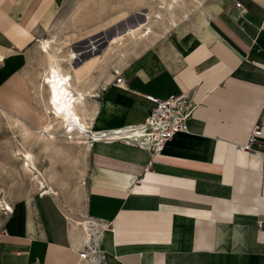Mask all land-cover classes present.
<instances>
[{
    "label": "crops",
    "instance_id": "0c3cea01",
    "mask_svg": "<svg viewBox=\"0 0 264 264\" xmlns=\"http://www.w3.org/2000/svg\"><path fill=\"white\" fill-rule=\"evenodd\" d=\"M71 1L0 0V110L35 130L50 122L46 93L34 89L35 48L60 22L57 38L74 28L87 5L60 20ZM206 1L194 29L171 30L89 84L90 135L141 124L146 95L178 93L196 106L188 132L154 155L91 139L80 166L56 163L68 174L53 175L50 192L0 214V264H78L81 255L88 264H264V159L241 150L255 127L264 142V0ZM77 220L92 222L90 246Z\"/></svg>",
    "mask_w": 264,
    "mask_h": 264
},
{
    "label": "bare ground",
    "instance_id": "6f19581e",
    "mask_svg": "<svg viewBox=\"0 0 264 264\" xmlns=\"http://www.w3.org/2000/svg\"><path fill=\"white\" fill-rule=\"evenodd\" d=\"M92 1L75 0V7L69 16L71 18L74 17L83 6L90 4ZM103 1L106 2V6H101L99 18L104 17L106 9L112 11V14L108 16V19H103V24L101 23L99 26L101 28L107 29L116 26L117 22L127 18L138 7H142L140 9L142 12H138L142 16V20L134 23V25H127L124 29L114 34L107 41V45L102 49L101 54L93 55V57L82 61V68H77L75 65L76 60L80 59L79 55L81 52H76L70 44H67L70 39L60 40V37L57 38V33L67 27L64 22H60L59 26L54 31H51L46 38L38 41L35 52L37 53L40 70L33 82L34 89L38 91L37 93L40 96H43L42 93H46L43 107L44 114L50 117V122L44 126V129L35 130L27 127L20 120L0 110L1 115H8L11 118L12 125H15L20 130L21 135V140L17 139L16 136L14 137L15 147L13 154L15 160L19 162V168L16 169L18 172L13 169L12 178L15 175L17 178L15 172L19 173L20 176L23 175L27 178L32 189L33 187L37 190L47 189L50 192L48 182L56 176V173L54 174L52 171L38 168L37 161L39 158L37 156V160L34 149H43L49 161V166L52 168L61 160L63 162L69 160L67 162L76 164L77 157L80 156L81 160L85 157L91 139L92 141L102 140L99 135L94 133L90 135L87 127V118L91 119L96 108L95 102L91 100L95 92H90L91 87H89L93 83L92 79L95 78V76L93 77L94 73H103L110 67V64L114 63L116 66H112L117 70L119 68L117 66H124L130 58L153 46L156 39L171 30H175L179 34L186 33L189 29L195 27L197 20L201 21L203 18L200 8L204 0ZM99 27L93 30V34L98 33ZM196 31L198 32V30ZM136 46L139 47L137 51ZM91 50H97L94 44H91L90 49L86 50V52ZM49 166L48 168L51 170ZM52 169L54 170V168ZM16 178L14 179L15 181L17 180ZM17 182L18 180L15 183ZM19 184H21L20 181ZM6 193L9 196L8 191ZM29 193L31 192L29 191ZM5 194L4 197L7 195ZM4 197L0 195V211L10 212L12 211V204L10 205L9 200L7 201V198L5 199ZM70 223L78 226L81 233V242L90 246L93 239L92 233L95 232L92 222L77 220ZM87 252L90 254L91 251Z\"/></svg>",
    "mask_w": 264,
    "mask_h": 264
},
{
    "label": "rangeland",
    "instance_id": "374dc122",
    "mask_svg": "<svg viewBox=\"0 0 264 264\" xmlns=\"http://www.w3.org/2000/svg\"><path fill=\"white\" fill-rule=\"evenodd\" d=\"M112 1L113 0H111V2ZM74 4H75V0H72L71 3L66 7V9L62 10L61 15L59 17L60 20H63L65 18L67 19V17L70 14ZM101 6L102 5L98 2V0H93L89 5H87L83 10H81L78 17L76 16L77 18H76V21L74 24V28H69V29L67 28V30H66L67 32H64L60 36V40H67V37H70L73 34V37L70 39V41L67 44H70L76 52H81V54L79 55L80 59L76 60L75 65H79L85 59L93 57V55L101 54V51L107 45V41L109 40V38H111L118 31H121L122 29H124L127 25H131V24L134 25V23H137V22L142 20V16L140 15V13H138V12H142V11L140 9H138V10H135L134 12H131L127 16V18H125L124 20L117 22L116 26H113V27H110L107 29L101 28L99 26L101 25V23L103 24V19H105V18L108 19V16L112 14V11H108L106 9V11L104 13V17L99 18V11H100ZM103 6H106V2H104ZM86 20L88 22H86ZM86 25L88 26L87 28L85 27ZM188 26H189V24H188ZM97 27H99V29H100V30L98 29L99 33L93 34V30ZM91 44H94L96 46L97 50L96 51L91 50L90 52H86V50L90 49ZM138 49H139V47L136 48V51ZM33 66L36 67L35 71H37L38 67H37V64L35 61L33 63ZM8 115L4 116V115L0 114V190H1L0 195H1V197H4V194L8 191L9 196L6 193L7 195L5 194L6 196L4 198L5 199L7 198L6 200L7 201L9 200L8 202H11L13 200L18 199L17 197L21 198L24 195L26 196L27 194H30L29 191L32 193V191L37 190V189H35L34 187L32 189V186L30 185V183H28L27 178L24 177L23 175L20 176V174L17 173L18 171L16 169L19 168V164H18L19 162H18V160L17 161L15 160L14 154H13V149L15 147L14 137L16 136L17 139L21 140V135H20V130L18 128H16L15 125H12V120ZM34 153L36 155V158H37V156L39 158V160L37 158L38 167L42 168V170L46 169V171H50L48 168V166H49L48 162L49 161L46 158V155L44 154L43 149H41V150L40 149L39 150L34 149ZM77 158H78L77 162H78V160H79V162L78 163L76 162V164L78 166H80L81 162H83V160H81L80 156ZM67 161H69V160H66L65 162H67ZM58 163L61 164V166H59V168L64 169V168L69 167V166L63 165L64 162L62 160ZM73 165H75V163ZM53 167H54V170H51V171L54 174L56 173L55 175L59 174L60 177H64L66 174H68V172L66 170H63V169L60 171H57V168H58L57 165H55ZM13 169H15L17 171V172H15V174H17V178H16V175L13 176V178H12V175L14 174ZM15 178L18 180L17 183L19 184V181H20L21 184L18 185L17 183H15L17 181V180L16 181L14 180ZM18 178H20V179H18ZM12 181H13V183H12ZM30 186H31V188H30ZM29 189H32V190H29ZM15 196H17V197H15ZM11 199H13V200H11ZM5 212H6L5 210H1L0 214L1 213L3 214Z\"/></svg>",
    "mask_w": 264,
    "mask_h": 264
},
{
    "label": "built area",
    "instance_id": "2783aa9c",
    "mask_svg": "<svg viewBox=\"0 0 264 264\" xmlns=\"http://www.w3.org/2000/svg\"><path fill=\"white\" fill-rule=\"evenodd\" d=\"M237 6L240 5L237 4ZM114 75L119 74L114 71ZM120 82L121 77L118 76L115 80V85L120 84ZM145 99L152 104V108L150 114L141 124L99 132L95 133V135H99L102 138L101 141L132 142L139 148L154 155L162 151L164 145L176 134L188 132V122L191 120L196 106L187 93L171 94L163 99L146 95ZM257 134L258 130L255 127L246 143L241 147V150L249 153H260L264 159V142L258 140ZM93 252L98 256L103 255V252L98 249H94ZM81 260L82 262L78 264H88L90 262L87 260V263H84L83 255H81Z\"/></svg>",
    "mask_w": 264,
    "mask_h": 264
}]
</instances>
